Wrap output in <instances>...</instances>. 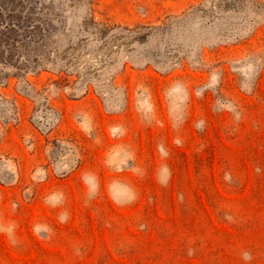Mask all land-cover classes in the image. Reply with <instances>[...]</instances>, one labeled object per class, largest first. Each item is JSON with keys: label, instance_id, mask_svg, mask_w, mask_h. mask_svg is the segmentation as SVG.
Returning a JSON list of instances; mask_svg holds the SVG:
<instances>
[{"label": "rangeland", "instance_id": "obj_1", "mask_svg": "<svg viewBox=\"0 0 264 264\" xmlns=\"http://www.w3.org/2000/svg\"><path fill=\"white\" fill-rule=\"evenodd\" d=\"M0 264H264V0H0Z\"/></svg>", "mask_w": 264, "mask_h": 264}]
</instances>
